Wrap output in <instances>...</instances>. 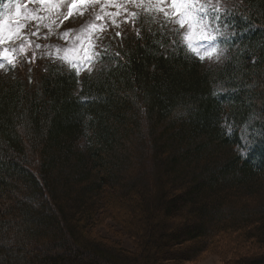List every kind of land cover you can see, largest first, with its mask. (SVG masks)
<instances>
[{
	"label": "trees",
	"instance_id": "obj_1",
	"mask_svg": "<svg viewBox=\"0 0 264 264\" xmlns=\"http://www.w3.org/2000/svg\"><path fill=\"white\" fill-rule=\"evenodd\" d=\"M230 5L214 67L154 22L82 76L8 66L0 264H264V0ZM148 150L153 178L134 159Z\"/></svg>",
	"mask_w": 264,
	"mask_h": 264
},
{
	"label": "rangeland",
	"instance_id": "obj_2",
	"mask_svg": "<svg viewBox=\"0 0 264 264\" xmlns=\"http://www.w3.org/2000/svg\"><path fill=\"white\" fill-rule=\"evenodd\" d=\"M200 2L207 3V0H200ZM234 2L235 0H211L212 5L217 9L219 6L221 8L230 7V4ZM139 3L140 0H136V3H133L132 0H97L95 3L89 0L86 6H76L83 13L80 15L73 7L72 0H50V2L45 0L44 4L35 2V0H0V24L3 25L4 31L3 47L9 49V55L15 63V68H18L16 72L33 80L40 75L47 62L57 63L63 68H69L76 72L78 70L80 76L93 72L98 68L100 60L106 54V50L108 51L109 44L125 39L127 35L140 28L143 22H154L171 33L178 34L180 40L187 46V42L184 40L187 26L181 29L174 22L175 15L171 0H153V4L158 3L160 8L168 12L170 19L166 18L163 12L145 11L143 6H137ZM145 3H147V0H145ZM109 13L112 14L111 19L107 15ZM97 16L100 19H95ZM36 17L40 19H36ZM113 19L116 21L115 25L112 23ZM89 22L93 23L94 27L102 24V31L85 29L84 26ZM218 25L213 31L216 36L215 40H200L198 31L192 38V47L196 48L200 55L205 57L202 60L205 65L211 67L221 64L224 60L221 55V45L217 39L218 35H216ZM9 32L12 33L11 38H9ZM65 32L69 33L67 39L62 35ZM33 33L36 34L33 35ZM117 33H120V35L117 36ZM78 36L80 39H77ZM37 45L40 47H37ZM13 49H15L14 52ZM188 50L191 51L189 48ZM191 52L196 55L195 52ZM94 53L98 55H94ZM197 57L199 58V56ZM72 63L77 65L75 69L72 67ZM9 65L12 64L4 61V67L0 68V76L9 73ZM143 126L144 131H146L145 127L147 125L143 123ZM246 148L249 151L251 146L247 144ZM134 155L137 156V158H134L137 162L136 166L144 162L143 167H148L153 178L155 167L152 164L150 151L148 150L142 156L139 155V152H135ZM125 173L127 177L131 178L139 172L137 173L135 168V170H127ZM153 191L155 190L153 189ZM191 218L193 216H191L189 210H186L171 219L166 217L165 221L168 219L166 221L168 227L176 230L184 220H191ZM122 241L125 246H132L127 238H123ZM220 263L221 260L218 255L210 254L199 262H185L183 264Z\"/></svg>",
	"mask_w": 264,
	"mask_h": 264
},
{
	"label": "snow or ice",
	"instance_id": "obj_3",
	"mask_svg": "<svg viewBox=\"0 0 264 264\" xmlns=\"http://www.w3.org/2000/svg\"><path fill=\"white\" fill-rule=\"evenodd\" d=\"M35 2H39L41 4L45 3V0H35ZM50 2V0H49ZM89 0H72L73 7L76 8L77 14L82 15L83 13L80 11L77 5L86 6ZM93 3L97 2V0H92ZM133 3H136V0H132ZM171 5L174 10L175 20L174 22L179 25L181 29H184L187 26V30L184 33V40L187 42V47L196 53L197 56L201 60L205 57L201 56L199 51L196 48L192 47V38L194 35L199 34L200 40L213 41L216 39V36L213 34V31L216 28V25L220 22L221 17L218 15V9L212 5L211 0H207V3H201L200 0H171ZM138 7L143 6L145 11L147 12H163L164 16L170 19L168 12L164 11L163 8L159 7V4H153V0H140V3L137 5ZM103 11V9H102ZM111 19L112 14H107ZM135 15V14H133ZM211 17V19H209ZM36 19H40L36 17ZM95 19H100L99 16L95 17ZM112 23L115 25L116 21L113 19ZM19 27V25H17ZM85 29H91L93 31H102V24L100 26L94 27L93 23L89 22ZM71 31V30H69ZM36 33H33L35 35ZM68 32L63 33L65 39L68 37ZM12 33L9 32V38H11ZM117 36L120 33L116 34ZM223 35V33H221ZM77 39H80L78 36ZM4 45V31L3 25L0 24V68L4 67V61L12 64V67H15V63L12 60V57L9 55V49L3 47ZM37 47H40L37 45ZM207 50V49H205ZM13 52L15 49L12 50ZM94 55H98L94 53ZM218 58V57H217ZM71 63V61H69ZM72 67L75 69L77 65L72 63ZM78 74V70H77Z\"/></svg>",
	"mask_w": 264,
	"mask_h": 264
}]
</instances>
